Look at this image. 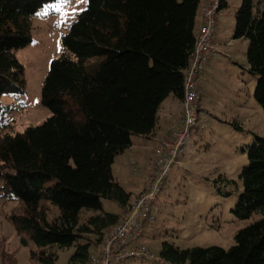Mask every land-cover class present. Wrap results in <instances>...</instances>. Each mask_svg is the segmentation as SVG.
I'll list each match as a JSON object with an SVG mask.
<instances>
[{"label":"trees","instance_id":"trees-1","mask_svg":"<svg viewBox=\"0 0 264 264\" xmlns=\"http://www.w3.org/2000/svg\"><path fill=\"white\" fill-rule=\"evenodd\" d=\"M55 2L0 0L2 115L12 109L4 95L27 91L16 51L33 42V18ZM200 3L87 0L44 79L42 103L51 115L23 132L4 130L5 123L0 129V191L21 204L11 221L27 234L25 244L65 247L83 238L87 242L77 245L69 264H89L92 247L127 217L134 194L115 177L113 165L135 137L156 131L168 97L183 100ZM233 38L249 40L247 69L259 77L255 98L264 110V0H243ZM246 151L249 163L239 181L228 180L240 192L233 212L241 220L262 217L242 228L230 248L165 240L159 254L167 264H264V135L255 134ZM104 200L124 213L106 211ZM49 203L59 211L53 219ZM85 210L96 213L83 220ZM42 259L54 264L56 253Z\"/></svg>","mask_w":264,"mask_h":264},{"label":"rangeland","instance_id":"rangeland-1","mask_svg":"<svg viewBox=\"0 0 264 264\" xmlns=\"http://www.w3.org/2000/svg\"><path fill=\"white\" fill-rule=\"evenodd\" d=\"M228 1L219 12L217 41L222 43L219 45L222 53L214 63L212 76L201 89L200 120L192 129L191 140L180 152V164L172 167L159 194L157 219L140 242V246L156 254L160 253L165 240L184 247L230 248L242 228L262 217L261 213H255L251 218L241 220L233 212L240 192L232 181H239L242 168L249 163L246 146L253 143L255 134L264 135V110L255 98L259 77L247 69L249 40L233 38L236 13L243 0ZM48 6L40 11H46V15L33 18V42L16 51L25 68L27 91L3 96V103L11 105L12 109L0 114V129L5 123L8 127L4 130L23 132L29 126L42 124L51 115L42 103L44 79L52 60L64 50L63 35L69 31L81 9L86 8L87 0H71L67 14ZM228 41L231 44H227ZM150 149L148 163L143 164L146 159L142 163V168L147 167L149 171L157 159L153 153L154 161L151 160ZM128 161L129 165L125 167L121 164L122 159H118L114 172L119 177L122 175L120 179L127 189L135 190L125 179L139 176L142 168L137 171L138 164ZM136 198L133 196V201ZM49 205L50 219H53L59 211L51 203ZM104 209L120 211L118 203L111 200H104ZM20 210L18 200L7 199L0 191V264H49L42 258L51 252L56 253L54 264H69L77 245L87 242L82 238L65 247H39L31 241L25 244L22 238L27 234L19 232L11 221V214ZM95 213L85 210L83 220ZM92 249L94 252V247ZM43 251L48 254H42ZM122 264L153 263L148 259L132 258Z\"/></svg>","mask_w":264,"mask_h":264},{"label":"built area","instance_id":"built-area-1","mask_svg":"<svg viewBox=\"0 0 264 264\" xmlns=\"http://www.w3.org/2000/svg\"><path fill=\"white\" fill-rule=\"evenodd\" d=\"M221 9L222 0H207L203 7V22L197 33L193 55L185 69L182 122L172 129L167 138L157 143L154 150L157 159L148 188L133 201L127 217L96 246L89 264H122L132 258L148 259L153 264H167L160 254L134 245V241L156 221L159 194L165 187L172 167L180 164V152L191 140L192 129L200 120L199 79L219 53L215 35Z\"/></svg>","mask_w":264,"mask_h":264},{"label":"crops","instance_id":"crops-1","mask_svg":"<svg viewBox=\"0 0 264 264\" xmlns=\"http://www.w3.org/2000/svg\"><path fill=\"white\" fill-rule=\"evenodd\" d=\"M225 1L227 4L229 3L228 0H225ZM206 2H207V0H201V3H200L199 13H198V17H197V31L199 30V28L203 22V7L206 4ZM218 28H219V22H218ZM218 28H217V31H218ZM215 43L217 44V47L219 49V45L222 43H219L217 41V32L215 35ZM227 44H231V41H228ZM221 53L222 52L219 49V53L211 60L206 71L200 76V79H199V90H200V96H201L200 100H199L200 110H202L201 109L202 108L201 100L203 97V93H202L201 89L203 87V84L205 82H207L208 79L212 76L213 67L215 65L214 63L216 62L217 59H219V56ZM247 68H248V66H247ZM182 118H183L182 101L178 100L173 95H171L170 97H168L166 99V101L161 106V109L159 111L158 128L156 129V131L150 136H146V137L145 136H137V137H135L133 146L130 149H128L124 154L117 157L115 163L118 161V159L121 158L122 159L121 164L125 165V167H127V165H129L128 160H131L130 162L135 164L136 166L138 164V170H137V168H136V170L137 171L141 170L142 163L144 162L145 159H146V161L143 164L145 165L148 163V149H150L149 146H152V149H150V155L152 156L151 160L153 159L152 161H154L153 153H154V150H155L157 143L160 140L167 138L170 135V132L172 131V129L175 127H178L181 124ZM133 158H135V160H133ZM115 163H114V165H115ZM114 165H113V173H114L115 177L123 185L124 183L120 179L122 175H120V177H119L115 174ZM141 171H142V173L139 174V176H137V177L132 176L133 178H131L129 176V177H127V179H125L127 182L132 184L131 187L134 188L135 190L127 189L123 185L128 191H130L134 194L133 196H135V198L138 197L140 194H142L148 188L152 174H153V171H154V162H153V168L151 169V171H149L147 169V167H143ZM119 207H120V211H118L116 213H124V209L120 205H119ZM150 228H151V226L146 227L143 234L134 241V245L140 246V242H141L143 236L145 235L146 231L150 230ZM95 249H96V246H94V250Z\"/></svg>","mask_w":264,"mask_h":264},{"label":"snow or ice","instance_id":"snow-or-ice-1","mask_svg":"<svg viewBox=\"0 0 264 264\" xmlns=\"http://www.w3.org/2000/svg\"><path fill=\"white\" fill-rule=\"evenodd\" d=\"M78 2H82V0H78ZM71 4V0H57V3L49 5L48 7L50 8H54L56 11L58 12H64L65 14H67V6H70ZM73 12L76 11V9H72ZM82 11V9H81ZM38 15H46V11L45 12H40L37 13Z\"/></svg>","mask_w":264,"mask_h":264},{"label":"bare ground","instance_id":"bare-ground-1","mask_svg":"<svg viewBox=\"0 0 264 264\" xmlns=\"http://www.w3.org/2000/svg\"><path fill=\"white\" fill-rule=\"evenodd\" d=\"M183 101V100H182Z\"/></svg>","mask_w":264,"mask_h":264}]
</instances>
